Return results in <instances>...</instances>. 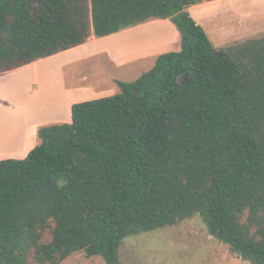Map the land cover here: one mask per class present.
<instances>
[{
	"label": "trees",
	"instance_id": "obj_1",
	"mask_svg": "<svg viewBox=\"0 0 264 264\" xmlns=\"http://www.w3.org/2000/svg\"><path fill=\"white\" fill-rule=\"evenodd\" d=\"M212 1L0 0V74L153 20L181 38L119 93L42 126L24 159L0 160V264H121L127 238L196 215L264 264V36L216 48L189 11Z\"/></svg>",
	"mask_w": 264,
	"mask_h": 264
},
{
	"label": "rangeland",
	"instance_id": "obj_2",
	"mask_svg": "<svg viewBox=\"0 0 264 264\" xmlns=\"http://www.w3.org/2000/svg\"><path fill=\"white\" fill-rule=\"evenodd\" d=\"M189 11L205 28L216 48L264 36V0H216L192 6ZM143 25L127 29L131 31L110 44L95 43V36H91L86 43H94L81 48L85 43L78 46L79 49L72 48L42 59L45 62H39L38 69L45 68V71L37 75V96L47 95V90L58 80L48 72L55 70L57 62L75 61L65 67V80L70 91L75 83L79 84L82 91L78 102H84L120 92L117 83L99 88L102 87L99 83L104 77L108 78V74L131 82L152 68L160 54L180 50V33L169 19L153 20ZM105 45L117 47L113 51L115 58L106 51H93L94 46ZM119 258L121 264H250L210 235L200 215L174 226L127 238L120 248ZM62 264H105V261L101 256L88 257L85 252H75Z\"/></svg>",
	"mask_w": 264,
	"mask_h": 264
},
{
	"label": "crops",
	"instance_id": "obj_3",
	"mask_svg": "<svg viewBox=\"0 0 264 264\" xmlns=\"http://www.w3.org/2000/svg\"><path fill=\"white\" fill-rule=\"evenodd\" d=\"M147 24L149 22L145 23V25ZM130 31L124 30L98 40L94 37L93 41L110 44L114 39L121 40L122 35ZM93 41L91 42L94 43ZM91 42L80 47H85ZM114 49L117 47L94 46L93 51L96 53L106 51L115 58L113 56L115 55ZM41 61L43 60L0 74V160L24 159L40 143L39 129L42 126L72 121V106L78 102L79 97H81L78 95L82 90L79 88V84L75 83L73 93L70 91L65 80V67L75 61L68 60L54 64L55 70L48 72L54 79L58 80L53 87L47 90V95L38 97L37 75L45 71V68L38 69V64ZM107 77H104V81L99 83L102 85L99 88L112 87L118 80L122 81L111 74H108ZM29 86H31L29 90L24 89Z\"/></svg>",
	"mask_w": 264,
	"mask_h": 264
}]
</instances>
